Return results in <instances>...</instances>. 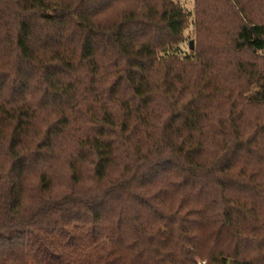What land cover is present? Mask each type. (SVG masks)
<instances>
[{
	"label": "trees",
	"instance_id": "obj_1",
	"mask_svg": "<svg viewBox=\"0 0 264 264\" xmlns=\"http://www.w3.org/2000/svg\"><path fill=\"white\" fill-rule=\"evenodd\" d=\"M263 69L264 0H0V264H264Z\"/></svg>",
	"mask_w": 264,
	"mask_h": 264
},
{
	"label": "rangeland",
	"instance_id": "obj_2",
	"mask_svg": "<svg viewBox=\"0 0 264 264\" xmlns=\"http://www.w3.org/2000/svg\"><path fill=\"white\" fill-rule=\"evenodd\" d=\"M176 1L179 2L188 11L194 10L195 0H176ZM188 29L190 33L191 30L194 28H192V25H190ZM185 49H187V45ZM253 93L258 95H262L264 93V69L258 84L253 88Z\"/></svg>",
	"mask_w": 264,
	"mask_h": 264
},
{
	"label": "water",
	"instance_id": "obj_3",
	"mask_svg": "<svg viewBox=\"0 0 264 264\" xmlns=\"http://www.w3.org/2000/svg\"><path fill=\"white\" fill-rule=\"evenodd\" d=\"M192 46H193V44H192Z\"/></svg>",
	"mask_w": 264,
	"mask_h": 264
}]
</instances>
